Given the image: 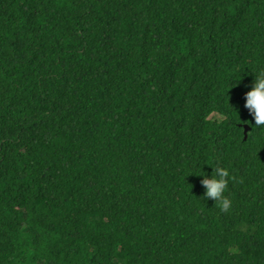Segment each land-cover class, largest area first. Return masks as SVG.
<instances>
[{"label": "clouds", "instance_id": "clouds-1", "mask_svg": "<svg viewBox=\"0 0 264 264\" xmlns=\"http://www.w3.org/2000/svg\"><path fill=\"white\" fill-rule=\"evenodd\" d=\"M244 107L255 120V126L264 127V69L255 73L252 87L245 93ZM212 169L211 176L198 174L203 176L201 184L205 188L204 197L214 200L221 212L227 213L232 208V201L224 193L229 186V181H235L236 177L230 175L229 170L219 163L215 167L212 166Z\"/></svg>", "mask_w": 264, "mask_h": 264}]
</instances>
